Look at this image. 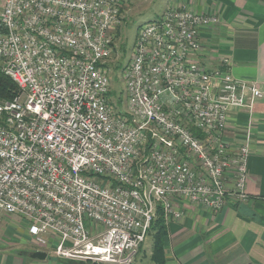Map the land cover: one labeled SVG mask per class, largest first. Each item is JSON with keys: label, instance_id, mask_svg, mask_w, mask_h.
<instances>
[{"label": "built area", "instance_id": "1", "mask_svg": "<svg viewBox=\"0 0 264 264\" xmlns=\"http://www.w3.org/2000/svg\"><path fill=\"white\" fill-rule=\"evenodd\" d=\"M124 0H4L0 68L17 85L0 100V218L18 216L38 250L77 262L135 264L161 207L218 211L228 179L241 200L253 140L227 139L232 114L264 91L231 60L209 68L200 35L216 12L185 4L144 23L111 95L108 61ZM123 92V93H124Z\"/></svg>", "mask_w": 264, "mask_h": 264}, {"label": "crops", "instance_id": "2", "mask_svg": "<svg viewBox=\"0 0 264 264\" xmlns=\"http://www.w3.org/2000/svg\"><path fill=\"white\" fill-rule=\"evenodd\" d=\"M3 4L0 0V10ZM180 4L197 12H216L221 18L201 31L202 63L217 68L223 57H229L237 78L255 82L264 91V0H168L165 11ZM251 119L246 199L232 194V178L226 204L218 211L177 199L185 216L168 222L167 264H264V99L256 102L252 115L245 109L234 112L226 135L229 141L241 142ZM4 219L0 264H71V259L51 252L46 259L32 258L38 248L25 222L18 216Z\"/></svg>", "mask_w": 264, "mask_h": 264}, {"label": "rangeland", "instance_id": "3", "mask_svg": "<svg viewBox=\"0 0 264 264\" xmlns=\"http://www.w3.org/2000/svg\"><path fill=\"white\" fill-rule=\"evenodd\" d=\"M124 1L127 2V5L124 6L125 13L119 31L115 33V49L113 56L108 61L112 89L115 91L113 98L116 102L117 97H122L124 100V89L126 85L122 76V69L116 70V65L121 63L124 66L130 60L140 27L144 23L162 18L168 2V0ZM3 219L4 216L0 218L1 224L5 221V219L4 221ZM151 247L152 238L149 235L140 248L135 264H154L150 260ZM48 257H51L50 254Z\"/></svg>", "mask_w": 264, "mask_h": 264}, {"label": "trees", "instance_id": "4", "mask_svg": "<svg viewBox=\"0 0 264 264\" xmlns=\"http://www.w3.org/2000/svg\"><path fill=\"white\" fill-rule=\"evenodd\" d=\"M124 6L121 9V13L124 15ZM119 31V28L116 30V33ZM113 48L115 49V39L113 42ZM128 63V62H127ZM108 65V63H107ZM123 64L118 63L116 65V70L122 69ZM19 89L15 82L6 74L1 71L0 68V100L6 99L10 100L18 94ZM115 91L111 88V95L114 97ZM122 97H117V102L122 103ZM152 238V247L150 260L154 264H167V255H166V239L168 236V222L165 218V213L161 207L157 208L156 216L152 222L151 228L148 231V236ZM141 248V247H140ZM139 254V253H138ZM138 256V255H137ZM137 259V257H136ZM77 261L71 260V264H76Z\"/></svg>", "mask_w": 264, "mask_h": 264}, {"label": "water", "instance_id": "5", "mask_svg": "<svg viewBox=\"0 0 264 264\" xmlns=\"http://www.w3.org/2000/svg\"><path fill=\"white\" fill-rule=\"evenodd\" d=\"M30 256L35 259H46L48 256V253L43 250H36ZM76 264H98V263L97 262H77Z\"/></svg>", "mask_w": 264, "mask_h": 264}]
</instances>
